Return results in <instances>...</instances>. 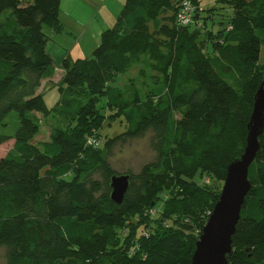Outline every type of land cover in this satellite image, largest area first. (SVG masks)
Masks as SVG:
<instances>
[{
  "label": "trees",
  "instance_id": "16d2710c",
  "mask_svg": "<svg viewBox=\"0 0 264 264\" xmlns=\"http://www.w3.org/2000/svg\"><path fill=\"white\" fill-rule=\"evenodd\" d=\"M183 1L126 0L92 57L63 60L49 108L40 89L56 67L44 29L62 33L61 0H0V145L14 140L0 159V264H191L200 237L185 230L203 232L220 198L210 180L225 182L247 145L264 81V0H215L233 10L216 32L201 0L179 24ZM137 67L140 87L114 86ZM41 118L54 124L35 143ZM107 118L125 131L100 138ZM149 134L155 156L125 173L116 204L114 150ZM259 141L228 264H264V133Z\"/></svg>",
  "mask_w": 264,
  "mask_h": 264
},
{
  "label": "rangeland",
  "instance_id": "374dc122",
  "mask_svg": "<svg viewBox=\"0 0 264 264\" xmlns=\"http://www.w3.org/2000/svg\"><path fill=\"white\" fill-rule=\"evenodd\" d=\"M104 0H63V6L60 11V20L63 25V34L55 33L48 27H45V33L49 36V43L47 50L54 59L56 73L54 77L43 81L40 91L44 94L45 102L49 108H52L60 99L58 92V86L61 84L64 71L62 69V60L60 56L62 52H72L74 59L78 57L89 58L92 57L91 46L93 44V37L101 35L102 32L109 28L107 24H113L114 20H111L114 16H118L121 12L126 0H106V3L102 4ZM200 12L203 13L205 9L215 8L213 13H204L202 18L206 19L208 16V22L206 27L216 32L226 27V24L231 16L233 10L231 7H223L219 9L218 3L215 0H201ZM104 5V7H102ZM221 6V5H220ZM94 12V13H93ZM204 19L199 20V26L203 28ZM224 21V22H223ZM110 25V26H111ZM82 31L85 32L82 40L76 45L73 37L78 36ZM100 44V41H99ZM98 44V45H99ZM97 45V46H98ZM84 50L80 53L81 50ZM90 51V53H88ZM88 54L89 57H86ZM71 57L69 59L74 61ZM262 63H264V48L262 50ZM64 59V60H65ZM138 67L129 72L126 75L117 78L114 86H118L122 89L137 85L140 87V80L137 78ZM102 106H105L102 104ZM14 116V115H12ZM11 116V117H12ZM121 119L104 120L103 130L100 138L114 137L125 131L126 124L121 122ZM9 128L7 133L12 134L14 132V123L12 118L8 120ZM54 124L53 119L41 118V130L39 135L35 139V143L46 141L50 137L51 128ZM104 136V137H103ZM150 134L143 139H137L127 145H119L114 150V155L111 158L112 167L125 175L126 172L132 171L134 173L139 172L141 167L151 161L155 154L150 147ZM14 140L11 139L3 145H0V159L5 157L6 154L13 148ZM209 185L221 193L224 182L218 179H211ZM166 196V195H165ZM157 212V211H156ZM133 222L137 221V218L132 219ZM187 235L194 233L198 238L201 236L202 231L196 226H189V230H185ZM2 256V252H1Z\"/></svg>",
  "mask_w": 264,
  "mask_h": 264
},
{
  "label": "water",
  "instance_id": "95a60500",
  "mask_svg": "<svg viewBox=\"0 0 264 264\" xmlns=\"http://www.w3.org/2000/svg\"><path fill=\"white\" fill-rule=\"evenodd\" d=\"M247 130L244 154L227 168L219 201L196 243L191 264H228V257L233 253L232 238L236 233L246 196L251 189L249 170L260 149L259 138L264 133V81L255 96ZM129 180L128 175H116L111 179V199L114 203L123 202Z\"/></svg>",
  "mask_w": 264,
  "mask_h": 264
},
{
  "label": "built area",
  "instance_id": "2783aa9c",
  "mask_svg": "<svg viewBox=\"0 0 264 264\" xmlns=\"http://www.w3.org/2000/svg\"><path fill=\"white\" fill-rule=\"evenodd\" d=\"M195 11H196V6L193 4L191 0H184L180 5V9L177 15V22L179 24L188 25L191 22L193 15L195 14ZM89 144L94 147H98L99 145V143L94 140H90ZM150 214L155 216L157 212L151 211Z\"/></svg>",
  "mask_w": 264,
  "mask_h": 264
},
{
  "label": "crops",
  "instance_id": "0c3cea01",
  "mask_svg": "<svg viewBox=\"0 0 264 264\" xmlns=\"http://www.w3.org/2000/svg\"><path fill=\"white\" fill-rule=\"evenodd\" d=\"M76 1V0H75ZM105 4L106 3V0H104L103 2H102V4ZM62 6H63V0H61V8H62ZM102 7H104V5H102ZM94 13V12H93ZM116 16H114L113 18H111V20H114V22H111V23H113L112 25L111 24H107V25H109V28L110 27H112L113 25H114V23H115V21H116ZM64 25V24H63ZM111 25V26H110ZM61 34H63V32L61 33ZM85 35V32L84 31H82L81 33H79L78 34V36H75V37H73L74 39H75V42H76V45L74 46V48L76 49L77 47H78V42L79 41H81L82 40V38H83V36ZM100 37H101V35L99 34V36H95V37H93V44H92V46H91V49H90V51L91 50H95L98 46V44H99V41H100ZM82 51H84L83 49L80 51V53L82 52ZM90 51L88 52V53H90ZM72 52H62V54H61V58H60V60L61 59H65V58H67L68 56L69 57H71V58H73V56H72V54H71ZM93 53V52H92ZM86 57H89L88 56V54H87V56ZM90 58V57H89ZM74 59V58H73ZM77 59H83V57H78ZM77 59H74V60H77ZM62 60V61H63Z\"/></svg>",
  "mask_w": 264,
  "mask_h": 264
}]
</instances>
